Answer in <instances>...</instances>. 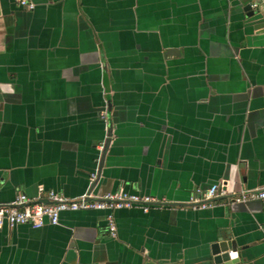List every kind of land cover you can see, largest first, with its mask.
Masks as SVG:
<instances>
[{
  "label": "crops",
  "instance_id": "obj_1",
  "mask_svg": "<svg viewBox=\"0 0 264 264\" xmlns=\"http://www.w3.org/2000/svg\"><path fill=\"white\" fill-rule=\"evenodd\" d=\"M0 0V204L40 189L167 207L64 212L59 225L0 230V264H264V202L197 188L264 187V22L254 0ZM109 120L101 118L105 106ZM176 205H179L176 206ZM186 207V208H182Z\"/></svg>",
  "mask_w": 264,
  "mask_h": 264
},
{
  "label": "built area",
  "instance_id": "obj_2",
  "mask_svg": "<svg viewBox=\"0 0 264 264\" xmlns=\"http://www.w3.org/2000/svg\"><path fill=\"white\" fill-rule=\"evenodd\" d=\"M20 6L29 10L35 8L31 0H18ZM264 6V0H256L252 7L256 9L259 5ZM105 112H102V119L107 121ZM105 144L100 145L104 149ZM92 180L95 175H92ZM233 203H247L253 200L264 202V187L256 190L241 189L238 192H230L228 185L223 182L215 184L207 190L197 188L187 205L192 210H202L214 205L216 198L229 197ZM45 199L51 204H43L36 200ZM33 200L24 194H19L10 204L0 205V230L8 225L9 228L19 225H30L33 228H41L46 224L58 225L60 216L64 212H78L89 210L115 211L123 208L140 207L143 211L148 212L151 208L167 207L169 204L166 200H158L148 196L130 195L124 190L115 193H107L99 197H94L90 192L76 199H68L62 194L54 191L45 192L40 189L38 199ZM213 201V202H210ZM179 207V205H176ZM186 208V207H182ZM108 232L111 238L116 239L117 225L113 214L107 216Z\"/></svg>",
  "mask_w": 264,
  "mask_h": 264
},
{
  "label": "water",
  "instance_id": "obj_3",
  "mask_svg": "<svg viewBox=\"0 0 264 264\" xmlns=\"http://www.w3.org/2000/svg\"><path fill=\"white\" fill-rule=\"evenodd\" d=\"M256 0H254L248 7H247V11H248V16L247 18L249 20H254V19H257V18H260L263 20L264 22V6L263 5H259L256 9H254L252 7L253 3L255 2ZM112 135V131L111 129L108 131V136H107V142L104 146V149L99 151V168L98 170L96 169L95 172L93 173V175H95V179L92 180L91 177L89 179V188L86 190V192L84 194H82L81 196L87 194V193H91L94 197H99V196H102V195H98L95 193V190L97 188V185L99 184L100 182V179H101V172H102V168H103V160H104V157L105 155L107 154L108 150H109V146H110V143H111V136ZM221 182H218V183H214L212 184L210 187H212L213 185L215 184H220ZM224 184H227L226 182H223ZM228 185V184H227ZM263 188V187H262ZM256 189H260V188H249L248 190H256ZM240 191V190H239ZM81 196H78L76 198H79ZM66 197V196H65ZM68 198V197H66ZM76 198H68V199H76ZM38 199L37 198H34L33 200H36ZM222 198H216L214 201H218V200H221ZM37 202H40V203H43V204H51V202H49L48 200H45V199H41V200H36ZM210 202H213V201H210ZM11 203V202H10ZM10 203H3V204H0V205H5V204H10ZM107 212V216L108 215H111L113 214L114 216V219H115V222H116V218H115V211H109V210H105ZM79 212V211H78ZM60 224V222H59ZM58 224V225H59ZM47 225V224H46ZM45 225V226H46ZM50 225V224H49ZM107 225H108V222H107ZM117 225V223H116ZM8 226V225H7ZM15 228V227H13ZM117 234H118V226H117ZM239 250H238V247L236 246V244L234 242L231 243V245L227 244V245H221L220 246H216L215 247V255L217 256V258L215 259V262L216 264H223V261L228 259V257H236V254H238Z\"/></svg>",
  "mask_w": 264,
  "mask_h": 264
},
{
  "label": "flooded vegetation",
  "instance_id": "obj_4",
  "mask_svg": "<svg viewBox=\"0 0 264 264\" xmlns=\"http://www.w3.org/2000/svg\"><path fill=\"white\" fill-rule=\"evenodd\" d=\"M15 4L17 5V7H20V8H22V9H26V10H29V9H27L26 7H24V6H20L19 5V3H18V0H15ZM35 8H36V5H35ZM34 8V9H35ZM33 9V10H34ZM102 112H105V115H106V117H105V119L107 118L108 120H109V118H110V114H109V109H108V106L106 105L104 108H103V110L100 112V116H101V118H102ZM104 120V119H103Z\"/></svg>",
  "mask_w": 264,
  "mask_h": 264
}]
</instances>
